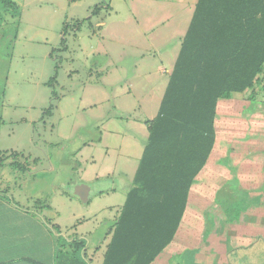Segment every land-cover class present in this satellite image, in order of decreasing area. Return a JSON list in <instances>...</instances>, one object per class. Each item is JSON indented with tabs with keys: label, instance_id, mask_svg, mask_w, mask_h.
<instances>
[{
	"label": "crops",
	"instance_id": "0c3cea01",
	"mask_svg": "<svg viewBox=\"0 0 264 264\" xmlns=\"http://www.w3.org/2000/svg\"><path fill=\"white\" fill-rule=\"evenodd\" d=\"M11 1L20 10L18 17L5 11L16 26L12 50L23 29L39 33L47 25L45 16L53 14L57 18L59 45L61 39H65V49L60 50L61 58L57 65V61L52 59L55 49L51 45L46 46L45 38L31 36L25 39L30 48L44 45V55L51 63L54 62V67L50 66L48 71L51 77L56 73L53 86H58V71L61 70L71 81L79 73L72 66L79 60L68 55L69 45L66 36L62 35L65 26L70 29L66 17L62 18L67 10L80 7L87 1L90 4L87 8L89 15L83 20H72V24L85 22L79 30L72 28L70 34L77 38L86 23L87 27L93 28L92 36L100 39L104 27L101 20L97 21L99 15L112 13L117 16L119 13L112 4L122 1L129 5L132 23L142 34L139 46H126L134 50L133 60L123 61L121 56L126 48H122L123 53L118 56L106 49L88 51L80 63L86 77L73 93L54 97L47 85L51 77L38 82V86L50 88V95H46L47 108L45 105L40 107L38 120L52 117L56 112L65 114L62 104L69 97H77L82 104L74 105V112L89 115L84 124L88 138L75 137L78 128L72 129V135L61 137L65 142L77 138L78 145L73 148L76 164L72 178L67 175L61 181H51L47 186L49 197H44L42 191L36 189L33 197L37 199L29 201L20 195L22 186L19 183L28 187L24 181L34 177L31 170H0V264H55L59 247L63 251L68 250L74 240L83 242L84 247L79 254L89 264H103L115 223L143 153L148 136L146 122L158 112L198 0ZM95 7L99 11L91 16ZM182 13L189 15L184 19L182 35L174 37L176 51L170 59H161L155 67L147 64L146 55H159L155 50L158 45L147 44L149 37L163 38L157 37L162 34L159 31L163 29L161 26L172 25V31H168L169 39ZM27 14L38 20L33 24L24 23L23 17ZM86 34L89 35L88 32ZM145 47L152 52L146 54ZM256 80L251 89L218 101L211 153L190 186L184 213L171 242L151 264H264V255L261 260L252 259L256 253L252 248L258 243L264 245V72ZM50 106V113H46ZM111 113L119 116H111ZM119 121L123 122L120 127ZM34 122L31 121V127ZM25 158L34 166L39 162L37 158ZM48 173L57 171L51 169ZM18 189L21 192H17ZM74 189H81L85 202L69 193ZM55 197L57 200L54 202ZM233 208L235 214L230 213ZM232 241L234 244L228 246L227 243Z\"/></svg>",
	"mask_w": 264,
	"mask_h": 264
},
{
	"label": "trees",
	"instance_id": "16d2710c",
	"mask_svg": "<svg viewBox=\"0 0 264 264\" xmlns=\"http://www.w3.org/2000/svg\"><path fill=\"white\" fill-rule=\"evenodd\" d=\"M0 7L19 16L11 0H0ZM98 11L93 8L91 16ZM263 72L264 0H198L158 112L146 122L143 153L103 264H151L171 242L190 186L213 148L218 101L251 89ZM55 79L56 73L47 85ZM21 157L0 152V170L8 165L25 172L28 163L19 164ZM83 247L77 240L68 250L59 247L55 264H89L79 254Z\"/></svg>",
	"mask_w": 264,
	"mask_h": 264
},
{
	"label": "rangeland",
	"instance_id": "374dc122",
	"mask_svg": "<svg viewBox=\"0 0 264 264\" xmlns=\"http://www.w3.org/2000/svg\"><path fill=\"white\" fill-rule=\"evenodd\" d=\"M15 2L19 3V0H15ZM86 2L81 3L80 7L67 10L62 15V18L66 17V21L70 24V29L64 35L69 45L68 55L70 54V56H74L79 60L75 61L72 65L79 70V73L71 81L64 76L61 70L58 71V86L52 85L51 87V91L56 97L57 95L60 97L65 93L77 91L76 87L86 77V73L80 63L83 62V58L88 51L106 49L114 54V56H118L123 53L122 48H126L121 57L123 61H129L133 60L132 55L134 50L128 49L126 46H139L141 43L142 34L139 28L132 23V14L130 13L132 10L127 3L122 1H116L112 4L114 9L119 13L117 16L112 13H102L99 15L97 21L101 20L104 27L100 39L99 36L96 38L92 36L91 31L93 28L87 27L86 23L77 34V38L72 37L70 34L73 31L72 20H83L89 15L87 8L90 4ZM185 15L186 13H182L179 23L175 27V32L170 35L172 37L169 36V39L167 38L170 34L168 31H172V28H170L172 25L161 26L163 29H159V31L162 34L157 37L162 36L163 38L156 39V36L153 37L152 35L149 37L147 44L158 45V49L155 50L159 52V55L156 57L146 55L147 64L149 63L155 67L156 63L162 61L161 59H170V56L177 49V42L174 37L182 35L181 30L185 26L184 19L189 14ZM45 17L47 25L43 29L44 31L35 33L32 30L23 29V33L18 40L19 42L15 45V49L12 50L13 44L11 41L15 35L16 26L13 23V19L9 15H6L3 8L0 7V152L16 151L18 154L23 153L26 157L29 156L31 159L37 158L39 160L35 166L31 161H27L28 165L26 166L31 170L34 177H28L26 178L28 181H24V184L28 186L27 188L23 186L22 182L19 183L22 186V192L19 189L16 190L17 192H21L20 195L22 197L25 196L29 201L37 199L33 197L36 189L41 190V195L44 197H49L47 186L51 184V181H61L67 175H70V178H72V169L76 164L73 148L78 145L77 138L71 140L72 142H65L61 137L63 135L65 137L72 135L70 133L74 128H78L75 137L78 135L86 137L87 135H85L84 131L87 128H85L84 124L87 116H89L80 112H74L73 106H82V104L79 103L77 97L72 99L69 97L62 104V111H65V114L56 112L52 117L48 116L44 120H38L40 107L42 105L46 107V95L47 93L48 96L50 95V88L38 86V82L51 77L52 74H48V71L50 66L54 67V62L51 63L50 59L44 55L46 51L44 45L37 44L30 48L25 39L31 36L45 38L44 41L48 42L46 46L51 45L55 49L52 59L55 62L57 61L56 65L61 58L60 53L62 51L61 44L59 45L60 30L56 24L57 18L53 14ZM139 18L142 20L141 17ZM157 18H159L158 20L161 19L159 15H157ZM176 19L175 17V21ZM37 20L38 18L30 16V14L23 17V22L26 24ZM147 20L149 21V18ZM87 32L89 35L86 34ZM79 36H82V40H79ZM78 44H81V50L78 49ZM145 49L144 52L146 54L151 51L148 50L149 48L145 47ZM48 51L51 52V50ZM46 59L48 60L47 62L45 61ZM110 115L119 116L116 113H111ZM31 121H36L33 123L34 128L33 126L31 127ZM122 123V121H119L118 126L120 127ZM52 127H54L53 130H51ZM64 147L65 151H62ZM25 156L18 160L22 166L25 163ZM11 161L9 158L5 163L9 164ZM51 169L57 171V173L49 174L48 171ZM9 170L8 165L1 169V171L5 172ZM55 200H57V197L53 201L55 202ZM39 202L47 203L43 199L39 200ZM230 213L235 214L234 208L230 209ZM243 243L246 242L243 241ZM227 244L228 246H232L234 243L232 241ZM252 250L256 252L252 259L261 260L264 255L262 251L264 250L263 243L256 244Z\"/></svg>",
	"mask_w": 264,
	"mask_h": 264
},
{
	"label": "water",
	"instance_id": "95a60500",
	"mask_svg": "<svg viewBox=\"0 0 264 264\" xmlns=\"http://www.w3.org/2000/svg\"><path fill=\"white\" fill-rule=\"evenodd\" d=\"M69 193L77 196L83 202L86 201V198L84 196V193L81 192V189L79 191L78 190H75V189L73 191L72 190L71 191L69 190Z\"/></svg>",
	"mask_w": 264,
	"mask_h": 264
}]
</instances>
